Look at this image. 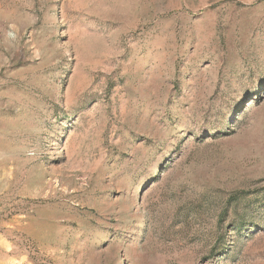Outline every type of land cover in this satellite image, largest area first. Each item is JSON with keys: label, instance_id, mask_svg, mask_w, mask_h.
<instances>
[{"label": "rangeland", "instance_id": "374dc122", "mask_svg": "<svg viewBox=\"0 0 264 264\" xmlns=\"http://www.w3.org/2000/svg\"><path fill=\"white\" fill-rule=\"evenodd\" d=\"M0 264H264V0H0Z\"/></svg>", "mask_w": 264, "mask_h": 264}]
</instances>
